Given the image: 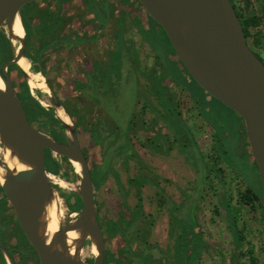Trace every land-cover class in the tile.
Instances as JSON below:
<instances>
[{
  "label": "rangeland",
  "instance_id": "1",
  "mask_svg": "<svg viewBox=\"0 0 264 264\" xmlns=\"http://www.w3.org/2000/svg\"><path fill=\"white\" fill-rule=\"evenodd\" d=\"M36 2L39 6L44 4L50 7L52 14L56 13L59 5V0H37ZM231 2L238 14L256 21V24L249 28L250 35L246 42L264 61V0H231ZM97 4L101 6L100 12L90 9V5L85 8L82 0H64L62 15L65 23L57 30L58 35L65 36L77 32L75 27L77 24L81 28L80 36L84 38L96 36V39L85 44L71 42V49L77 47L71 55L67 47L48 50L42 54L41 60L43 66L48 69L44 81L49 80L58 98L64 104L70 107L77 103L82 114L86 115L85 131H81L78 140L80 147L87 155V162L93 163L95 155V165L97 163L100 173L106 175L94 196L99 206L102 224L105 225L106 218H116L119 215L127 219L129 213H133L139 203L141 205L143 219L149 228V236L145 241L143 236H128V238L123 236L121 240L126 244L129 241L131 248L121 251L122 256L129 255L128 251L136 250L137 252L146 247L155 263L167 264L166 257L172 259L174 237L178 233L172 232V235H175L170 237L171 219L176 215V226L181 232L185 228V223L190 225L191 220H194L197 224V229L202 236V254L198 264H230V259L234 255V246L227 214L220 203L226 194L236 226L243 236L239 248L242 256H239L238 264H251L247 253L250 248L253 249L256 264H264V232L260 209L257 206L254 209L247 206L241 207L238 203L239 195L246 188L251 189L258 196H261V188L255 167L248 155L243 124L236 114L212 101L208 95L194 93L192 96L190 92L188 94L182 91L174 83L166 85L193 139L185 130L183 122L176 120V111L171 115L169 105L160 96L161 90L158 89L161 84L156 81L159 76L157 75V79H150V83L149 79L140 76L142 75L140 69L135 70L138 76L137 84L132 79L130 83L128 82L129 84L121 86L118 92L110 91L111 94L106 95L111 98L113 104L98 106L96 102L89 100L94 95L91 91L87 92L89 99L84 96L74 98L69 95L73 87L71 83L63 85L67 80L76 82L84 79V73L100 72L96 63H103L104 66L108 63L112 66L121 60L120 58L117 61L114 60V57L112 58L114 50L110 51V49L118 31V17L115 15L120 13L122 7L125 12H129V16L126 15L123 19L124 38L133 45L145 74H149V70L156 68L150 49L155 53L157 42H154L152 35H148V41L145 42L148 44H145L134 25L136 20L145 22L143 9L134 0H97ZM106 11L108 19L103 29ZM125 12L124 15L127 14ZM32 40L34 46L38 47L39 43L35 36ZM257 40L258 45L255 44ZM113 47L116 48L117 55L125 53L123 48L126 46L123 44L115 43ZM157 50L159 51V48ZM159 60L161 69L168 70L164 53H161ZM94 62H96L95 65ZM171 74L174 72L172 71ZM115 76L113 81L117 80ZM10 77L16 80L17 72L12 71ZM120 77L130 78L125 66L121 68ZM153 93L157 94L153 95ZM32 95L43 107H51L49 97L45 93L32 89ZM110 121L114 124L113 126ZM71 122L73 124L72 120ZM100 124L111 125L112 136L117 134L123 144L129 140L131 154L129 149H123V144L113 153L109 151L93 153L98 147L96 144L101 147L102 140L99 138L100 135L93 132L91 135L93 137L95 134V138L91 140L87 131ZM178 134L182 136V139L174 142L173 138ZM214 139L218 141L223 151L215 165L216 170L220 169L218 175L212 170L214 168L209 161L210 157L216 158L217 155ZM194 141L205 161L209 162L207 172L205 163L194 147ZM182 145L186 146V150L182 148ZM156 146L165 152H160ZM189 149L191 150L188 151ZM52 157L61 164V172L68 171L69 166L59 156L52 154ZM69 174L71 176L72 171ZM114 174H117L119 183ZM138 176L147 180L141 185L139 192L128 184L130 179ZM205 176H207L206 179H204ZM68 182L75 186L76 179L70 177ZM150 183H154L155 187H151ZM53 189L63 211L61 222L65 224L69 217L75 214L70 212L67 206L68 203L72 205L75 201L72 197L74 188L70 190L55 187ZM189 202L191 204L187 206ZM139 224V228H144L143 222ZM102 233L106 239L107 249H111L105 252L109 264H120L114 252L117 248L115 243L118 241V236H108L105 227L102 228ZM85 248H89L88 242ZM92 259V255L83 258L89 262H92Z\"/></svg>",
  "mask_w": 264,
  "mask_h": 264
},
{
  "label": "water",
  "instance_id": "2",
  "mask_svg": "<svg viewBox=\"0 0 264 264\" xmlns=\"http://www.w3.org/2000/svg\"><path fill=\"white\" fill-rule=\"evenodd\" d=\"M37 0H0V31L12 47V60L0 71V148H5L22 166L10 170L0 158L4 171L0 188L13 209L18 224L39 264H103L105 243L99 227L92 178L81 150L76 130L54 92L45 83L55 118L63 127L66 143L30 124L13 87L7 68L16 65L28 83V76L18 63L26 59L24 37L14 48L13 25L20 11ZM147 15L163 30L178 60L194 82L211 98L234 112L242 120L245 137L257 167L264 214V65L248 47L241 23L229 0H137ZM22 26V25H21ZM23 29V28H22ZM27 60V59H26ZM36 89V88H35ZM39 92V89H36ZM43 93V92H42ZM41 104V103H40ZM61 109L69 125L58 116ZM64 157L71 165L76 184L47 172L45 155ZM75 167L79 172H75ZM57 179L62 189L74 188L81 208L57 231L47 237V208L54 197ZM59 187V186H58ZM61 188V187H60ZM76 233L72 246L68 235ZM88 242L95 248L92 262L81 258ZM8 264L10 256L0 243Z\"/></svg>",
  "mask_w": 264,
  "mask_h": 264
},
{
  "label": "trees",
  "instance_id": "3",
  "mask_svg": "<svg viewBox=\"0 0 264 264\" xmlns=\"http://www.w3.org/2000/svg\"><path fill=\"white\" fill-rule=\"evenodd\" d=\"M139 7L140 4L137 2V0H134ZM231 2V0H229ZM85 8L87 5L90 7V9L97 10L100 12V7L97 4V0H82ZM64 0H59V5L57 8V11L55 14H52L51 11L49 10L50 7L45 6L44 4L39 6L37 2L31 3L29 5H26L24 8L21 9L19 15H20V20H21V25L24 31V55L25 58L30 62L31 64V70L34 73H41L43 77L46 78L48 69L43 66L42 63V54L48 50H57L60 47H67L69 49V55L73 54L75 52V49L77 47H71V42L74 43H86L91 40L96 39V36L91 37V38H84L82 35L80 36V31L81 28L76 24L75 27L79 31L70 33L69 35L65 36H59L57 30L62 27L65 23L64 18H63V12H64ZM232 4V2H231ZM103 6V5H102ZM233 6V4H232ZM129 7V6H128ZM127 8V6H126ZM142 8V7H141ZM234 8V6H233ZM143 9V8H142ZM128 10V8H127ZM234 11L241 23V27L243 30V34L245 38L247 39L250 35L249 33V28L253 25L256 24V21L254 19H246L244 18L241 14H238L237 11L234 8ZM125 9L122 7L120 13L118 15H115L118 21V31L116 32L115 39L113 40L112 47L110 51H113L112 58L114 57V60L117 61L118 58L121 60L117 64H113L112 66L109 65L108 63L106 66H104L103 63H96L94 62V65L96 63L97 67L99 68L100 72H92V73H84V79H80L76 82H69L68 80L63 84L64 86L67 85V83L70 85L72 84L71 89L72 92L69 93L70 96L76 98L80 96L87 97V92L91 91L94 95L89 99L92 102H96L98 106L100 104H103L104 106L107 104H113V101H111V98L107 97L111 93L110 91H117L119 88L125 84H129L130 81H135V84H137L138 76L135 74V70L140 69L142 71L141 77L144 76V78L149 79V82L151 83V80L157 79V75L159 76L156 81H158L161 84V87L159 86L158 90H161L160 96L163 97L165 100V103L168 104L169 112L174 113L176 111V117L177 121L183 122L185 126V130L191 137L193 138L192 134L190 133L189 129L187 128L186 124L184 123V120L180 117L178 111H177V106L175 102L173 101L172 96L169 94L168 87L171 83L176 84L182 91L187 92L188 94L191 93L193 94L198 93L202 95L207 94L194 82V80L191 78V76L188 74L186 69L183 67L181 62L178 60L176 57L174 50L171 47V44L169 43V40L167 39L165 33L163 30L147 15V13L144 11V17H145V22H141L140 20H136L134 22V25L138 29V32L141 36V39L143 42L148 41V35H152L154 42H157V49L159 48V51L156 49L155 53L152 49H150L151 53L154 56L155 62H156V68L149 70V74H145L144 71L142 70L140 66V62L138 61V55L133 48V45L128 43L127 39L124 38V33H123V19L127 15L129 16V12H125L127 14L124 15ZM101 14V13H100ZM107 19H108V12L106 11V20L103 23L105 28L107 24ZM33 36L38 41V47H35L33 44ZM152 39V38H150ZM118 45H124L123 49L125 50V53L118 54L116 53V48H114V44ZM127 44V45H126ZM148 44V43H145ZM256 45H258V40L255 42ZM79 47V46H78ZM160 48L162 50L160 51ZM161 53L165 54L167 64L169 69L164 71L161 69V64H160V56ZM108 56L110 54L108 53ZM134 60H133V59ZM12 60V47L9 41L7 40L5 34L3 31H0V71H2V67L4 66L5 63L9 62ZM122 66H125L128 69L130 78H121L120 77V71ZM104 67V68H103ZM45 68V69H43ZM103 69V70H102ZM17 72V79L14 80L13 78L10 77L13 87L16 90V93L21 101L22 107L25 111L26 117L29 121L30 124L34 125L37 129L48 133L50 136H52L56 141L63 143L65 141V136L63 133V127L60 124V122L55 118L53 109L51 107L45 108L43 107L40 102L32 95L26 81L24 80L20 70L16 65H11L7 68V72L9 76H11L12 71ZM174 72V74H171V72ZM116 73V74H114ZM119 74V75H118ZM160 74V75H159ZM116 75V76H115ZM113 76L117 77L116 81H113ZM167 80V81H166ZM46 84L51 88V90L54 92L56 98L59 100L61 103L65 113L70 117V119L73 121L74 128L76 130L77 136L81 133V131H85L84 123L86 121V115L82 114L81 108L78 106L77 103H74L70 107L64 104L57 96L56 91L54 88H52L49 80H45ZM129 82V83H128ZM167 85V86H166ZM156 92V91H155ZM190 92V93H189ZM91 94V93H90ZM157 93H153V95H156ZM107 95V96H106ZM112 97V96H111ZM155 97V96H154ZM73 98V99H74ZM192 98V97H191ZM193 99V98H192ZM212 101L220 104L216 100L210 98ZM167 100V101H166ZM102 101V103H100ZM194 101V99H193ZM195 102V101H194ZM106 103V104H105ZM196 103V102H195ZM197 105V103H196ZM102 106V107H104ZM222 106V105H221ZM224 107V106H223ZM225 108V107H224ZM227 109V108H226ZM229 110V109H228ZM232 112L231 110H229ZM234 113V112H233ZM108 114V112H107ZM175 114V113H174ZM235 114V113H234ZM172 115V114H171ZM237 116V115H236ZM238 118L241 120V118L238 116ZM242 122V120H241ZM111 123V121H110ZM112 126L114 125L111 123ZM243 124V123H242ZM111 125H102L100 124L99 126L97 125L96 127H92L90 130H88V134L90 135V138L94 139V135L92 137L91 133H96L99 135L101 132L102 128H108V130H112L113 128ZM244 128V127H243ZM182 136L178 134L173 138V141L176 142V140H181ZM194 139V138H193ZM93 143V141H91ZM215 143V149L217 151L216 158L210 157L209 161L210 164L212 165V169L217 175L218 172H220V169L218 168L217 170L215 169V165L217 164V158H219L220 154L223 153L222 149L220 148V145L216 139H214ZM181 144V143H180ZM194 147H196V151L198 152L201 160L205 163L206 167V172L208 170V164L209 162H206L201 151L197 148V145L195 141L193 142ZM97 146V145H96ZM183 146V145H182ZM247 149H248V155L255 167V171L257 173L258 177V171L257 167L252 159L248 144H246ZM184 150H186V146L184 145L182 147ZM189 149L188 151H190ZM100 151V148L97 147L94 149L93 153H97ZM190 154V153H189ZM60 159L66 163L69 168L67 172H61V164L56 161L53 157L52 154L49 151H46L45 155V162H46V170L48 173L53 174V175H58L62 177L64 180L69 181L70 177L75 178V175L73 173L72 167L67 161L66 158L60 157ZM220 159V158H219ZM96 157L94 155L93 157V163H92V169L90 170L91 178H92V185H93V192L94 196L96 193V190L98 187L103 183L105 176L100 173L99 167L96 163ZM98 167V168H97ZM72 171V175L70 176L69 172ZM216 177L218 178V176ZM114 177L116 178L117 182L118 181V176L117 174H114ZM207 176L204 177L206 179ZM202 179V177H201ZM203 180V179H202ZM259 180V177H258ZM147 180L142 177L138 176L135 178H132L128 181V184L130 187H134L137 192H139V188L141 185H143ZM260 185V182H259ZM55 188V187H53ZM1 191V188H0ZM159 194L160 191H158ZM64 198V196H62ZM72 197L75 199L74 203L67 204L70 212L72 213H77L80 208H81V203L80 199L77 195L72 194ZM66 201L68 200L67 197H65ZM221 205L227 214V220H228V227L230 229V232L232 234V241H233V246H234V255L230 259V264H238V258L242 254L240 253V243L243 240L242 232L237 228L235 218L232 215L231 207L229 204V199L224 194V197L221 200ZM238 203L240 204L241 207L247 206L250 209H254L256 206L260 209L261 212V218H262V223H263V232H264V214L262 210V203H261V196L256 195L255 193L252 192L251 189L246 188L242 194L239 195L238 198ZM191 202L187 203V206H189ZM94 205H95V211H96V217L97 221L99 224L100 229L102 230L103 227H105L106 234L108 236H118L119 239H123V236H143V240H146V237L149 236V231H148V226L146 225L147 222L144 221L143 216H142V209L140 203L138 204L137 207H135V210L133 213H129V216L127 219H124L121 215H119L116 218H106L105 225L102 224L100 217H99V206L95 201L94 198ZM176 209V208H175ZM186 209H189V207H186ZM197 221V220H196ZM139 222H143L144 228L140 227ZM185 223V221H184ZM186 224V223H185ZM185 228L183 231H179V228L176 226V215H174L171 219V234L170 237L174 236L172 235V232L177 231L178 233L174 237V246H173V256L172 259L171 257H166L167 258V264H198L201 254H202V236L200 232L197 229V224L194 220H191L190 225H185ZM129 240V239H128ZM127 240V241H128ZM128 247V246H127ZM129 248V247H128ZM248 255H249V260L251 264H256L257 260L254 257V252L253 249L250 248L248 249ZM148 255V254H147ZM142 257V259L136 260V264H148V257L146 259V256ZM151 264H161L160 262L154 261V258L151 256ZM150 261V260H149Z\"/></svg>",
  "mask_w": 264,
  "mask_h": 264
},
{
  "label": "flooded vegetation",
  "instance_id": "4",
  "mask_svg": "<svg viewBox=\"0 0 264 264\" xmlns=\"http://www.w3.org/2000/svg\"><path fill=\"white\" fill-rule=\"evenodd\" d=\"M248 47L252 50V52L258 57V59L262 62L264 65L263 59L260 57V55L249 45ZM110 132V133H108ZM99 138H101V147L98 145L100 148V151L103 153H108L106 151H109L110 153H113L115 149L123 144L121 142L120 137H117V134H113L108 128H102L101 132L99 133ZM108 138V139H107ZM168 141V139L166 138ZM63 143H66V139ZM169 144V142H168ZM124 148H127V150H130L131 154V148H130V143L129 140L127 143L123 144ZM157 150L159 149L160 152L164 153L165 151L160 148L159 146H156ZM169 147V146H168ZM153 149V148H151ZM168 149V148H167ZM86 160H87V155L85 154L84 150L81 148ZM167 151V150H166ZM89 166V170L92 169V163L87 162ZM62 178V177H61ZM151 187H155L154 183H150ZM56 188H59L58 186H55ZM67 222V221H66ZM64 225V224H63ZM131 237V236H130ZM104 238V243H105V249H104V261L103 264H109L108 258L105 256L106 251H110L111 249H107L106 246V239L105 236ZM0 243L8 253V255L11 258V261L13 264H39V260L37 256L33 253L31 250L19 224L17 221V218L15 216V213L9 203L7 202L4 194L2 193V190L0 191ZM115 245H117V248L114 249V252L116 253V258L119 260L120 264H136L135 260L137 258L142 259V257L145 255L146 259L148 257V264H151V255L149 250L144 247L143 249H139L137 252L136 250L134 251H128L129 255L127 256H122L121 251H125V249L130 250L131 247H129V241L124 243L121 239L118 238V241H116ZM129 248H128V247ZM119 248V249H118ZM136 248V247H135ZM133 249V248H132ZM131 249V250H132ZM137 249V248H136ZM145 250V251H144ZM23 251V252H22ZM143 251V253H142ZM132 252V253H131ZM135 262V263H134ZM0 264H8L0 250ZM147 264V263H146Z\"/></svg>",
  "mask_w": 264,
  "mask_h": 264
},
{
  "label": "bare ground",
  "instance_id": "5",
  "mask_svg": "<svg viewBox=\"0 0 264 264\" xmlns=\"http://www.w3.org/2000/svg\"><path fill=\"white\" fill-rule=\"evenodd\" d=\"M13 34L15 36L14 40H12V45L14 48H17L18 45V39L22 38L24 36V31L21 26V22L16 19L14 25H13ZM19 68L26 73L28 76V83L31 88H36L42 91L43 93L47 92L45 83L42 81V77L32 72L30 67V62L26 59H21L18 63ZM0 89H3V85L0 82ZM57 116L66 124L69 125V120L66 117V115L63 113L61 109H58ZM0 158L4 161V163L8 166L10 170H16L20 171L22 170V166L18 163L16 158L12 157L9 153V151L5 148H0ZM63 160V159H62ZM62 168V167H61ZM75 172H79V169L77 167L74 168ZM4 171L0 168V180L2 181ZM54 184L58 185L61 188H64L65 184L62 182H59L57 179H52ZM63 217V211L61 208V203L59 198L54 197L52 199L50 205L47 208V237L48 239L57 231L58 224L61 222ZM68 245L71 247L73 244V241L77 238L76 233H72L68 235ZM95 248L93 246L89 247L88 249L85 248L82 251L81 258H85L89 255L95 254Z\"/></svg>",
  "mask_w": 264,
  "mask_h": 264
}]
</instances>
